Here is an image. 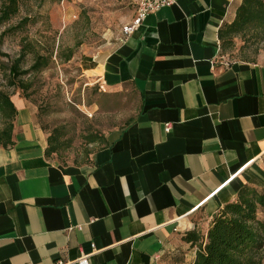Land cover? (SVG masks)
Listing matches in <instances>:
<instances>
[{
  "label": "crops",
  "instance_id": "crops-1",
  "mask_svg": "<svg viewBox=\"0 0 264 264\" xmlns=\"http://www.w3.org/2000/svg\"><path fill=\"white\" fill-rule=\"evenodd\" d=\"M240 2L177 0L84 58L88 80L131 86L139 101L84 162L46 157L15 96L13 143L0 146V264L192 260L185 233H205L243 185L264 188V57L228 58L218 37Z\"/></svg>",
  "mask_w": 264,
  "mask_h": 264
},
{
  "label": "rangeland",
  "instance_id": "rangeland-1",
  "mask_svg": "<svg viewBox=\"0 0 264 264\" xmlns=\"http://www.w3.org/2000/svg\"><path fill=\"white\" fill-rule=\"evenodd\" d=\"M32 11L24 7L18 16L34 14V22L23 30L0 37V88L26 100L32 117L48 135L56 131L63 142L50 158L74 163L89 156L103 144L87 143L90 134L108 138L137 113L139 101L131 86L109 91L87 79L84 58L108 50L122 26L129 21L133 7L129 0H31ZM17 18L0 27V33ZM236 38L224 51L228 58L264 57V41L242 47ZM24 51L18 74L8 67ZM49 58L48 65L31 70L34 57ZM70 54L71 57L66 59ZM23 72V73H22ZM10 80L14 85H9ZM2 119L0 116V128ZM262 218V214H258ZM187 256H191V250ZM191 258V257H190ZM264 264V245L261 250Z\"/></svg>",
  "mask_w": 264,
  "mask_h": 264
},
{
  "label": "trees",
  "instance_id": "trees-1",
  "mask_svg": "<svg viewBox=\"0 0 264 264\" xmlns=\"http://www.w3.org/2000/svg\"><path fill=\"white\" fill-rule=\"evenodd\" d=\"M31 0H0V27L17 18L1 31L0 37L7 33L23 30L34 22V14L18 16L24 7L32 11ZM221 51L231 47L234 39L239 38L244 47L248 43L264 41V0H241L235 10L234 18L224 23L218 30ZM24 51L8 67L11 76L18 74L19 62ZM71 57L70 54L66 59ZM246 60H252L243 58ZM47 56L37 54L31 70H39L48 65ZM23 73V72H22ZM15 83L10 80L9 85ZM17 109L10 94L0 88V146L12 145L13 122ZM130 119L127 124L131 121ZM45 156L50 158L62 147L60 135L50 132L46 135ZM106 143L104 136L90 134L87 143ZM88 157L74 163L84 162ZM262 214V218L258 214ZM185 242L194 248V257L187 260L186 256L170 258L167 264H262L261 250L264 245V188L256 189L243 185L237 192L234 201L225 204L212 217L205 233L194 230L187 231Z\"/></svg>",
  "mask_w": 264,
  "mask_h": 264
},
{
  "label": "built area",
  "instance_id": "built-area-1",
  "mask_svg": "<svg viewBox=\"0 0 264 264\" xmlns=\"http://www.w3.org/2000/svg\"><path fill=\"white\" fill-rule=\"evenodd\" d=\"M177 0H129L134 9V15L126 24L122 26L123 34L132 33L143 21L145 16L154 12L162 6H167L175 3ZM101 86V85H100ZM102 87V86H101ZM169 123L165 124V129H169ZM89 264L88 255L81 254L74 260L57 259L55 264Z\"/></svg>",
  "mask_w": 264,
  "mask_h": 264
}]
</instances>
